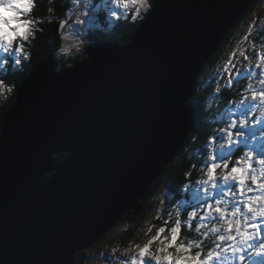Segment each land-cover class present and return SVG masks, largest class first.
Masks as SVG:
<instances>
[{
    "label": "water",
    "instance_id": "1",
    "mask_svg": "<svg viewBox=\"0 0 264 264\" xmlns=\"http://www.w3.org/2000/svg\"><path fill=\"white\" fill-rule=\"evenodd\" d=\"M251 1L157 0L127 43L97 35L59 75L38 60L2 119L0 264H71L139 212L194 125V75Z\"/></svg>",
    "mask_w": 264,
    "mask_h": 264
},
{
    "label": "clouds",
    "instance_id": "2",
    "mask_svg": "<svg viewBox=\"0 0 264 264\" xmlns=\"http://www.w3.org/2000/svg\"><path fill=\"white\" fill-rule=\"evenodd\" d=\"M156 4L157 0H106V2L105 0H0V104L7 102L10 97L16 94L18 84L14 79L15 74L25 71V66L31 63L35 47L34 42L38 40V35L45 31L42 25H56L58 43H56L55 50L51 55L53 58L51 68L54 73L59 75L92 59V48L96 43L94 37L98 35L105 42H113L111 38L124 25L137 22L143 23L155 11ZM41 5L43 6V15L37 14L41 11ZM96 51H100L98 45ZM63 61H68L66 68ZM249 63H255L257 67H260L262 69L261 75L264 76V58L249 61ZM253 76H255V72H253ZM194 81L196 83V74L194 75ZM262 81L264 79H261L259 83L261 84ZM195 83L192 85L191 92L199 91L194 87ZM246 87L251 89L252 84L248 83ZM219 91V87L213 89V93L218 94ZM245 100L254 101L252 94H245L240 102L243 103ZM197 102L189 101L187 98L185 100L186 104H196ZM220 102L217 95L207 94L202 102L203 111L208 112ZM261 105H264V102H261ZM258 110L264 114V106H261ZM241 121L245 122L243 119ZM212 131L215 132L216 129L213 128ZM3 139L4 137L0 138V142H3ZM196 144L197 137L193 136L189 141V145L196 146ZM190 146L188 149L190 159L194 161L192 168L200 173L197 185L201 187L206 185L204 192L211 197L213 190L218 187V176L219 182L223 184L229 183L232 177L226 176L223 171L219 174L214 173L212 165L216 162L211 152H208L207 155L199 153L194 155ZM247 151L253 150L248 149ZM49 155L51 157V153ZM259 169L253 172L252 177L242 173L236 174L241 183L244 184L245 196L252 188L244 181L253 177L259 179L261 175ZM184 175H191V171L185 172ZM188 186L184 185L183 187L187 188ZM257 189L259 194L246 196L244 199L245 207L243 211H241L239 204H235L230 211L228 210L231 202L225 200V196L232 192V189L224 190V194L215 199V204H223L222 209L227 211L229 217L235 215V219L224 220V211H222L220 221L214 223L209 229L213 234L220 233L223 229L224 233L228 234H220L216 238L222 237L227 240L230 238L229 224L235 225L236 235L240 237L238 243L252 249L248 253L247 264H251L253 258L264 255V241L249 243L254 237L258 240V234L239 231L241 216L245 222L248 220L255 222V217L264 216V185L258 186ZM166 192V186L162 185L159 196L160 208L168 212L170 219H175V224L170 230V239L169 236L159 239L160 231H158L156 236L147 239L146 242L142 241L124 249L113 248L112 253L120 252V257L116 258L118 264H147L148 261L151 264H209L207 259H200V254L203 251L200 243L186 236L179 243L173 239V236L177 234V230L181 228L180 217L186 213L190 221L192 214L194 212L197 214L199 208L193 211L182 208L179 203L168 206L165 199ZM237 193L239 194L238 188L236 193H233L234 198ZM249 202H251L250 207L247 206ZM205 215L210 216L211 213H205ZM150 231L151 228L148 229V232ZM195 231L200 232V227H197ZM204 235L207 236V232ZM145 236H147V233H145ZM157 240L158 243H155ZM154 243V250H150V247L147 246ZM146 247L147 251L142 254V249ZM194 249L195 252H193ZM212 251L214 250L208 251L205 257L210 256ZM240 251L241 248L236 246L231 249L233 256H236ZM225 252H227V249H225ZM238 259L245 261V256L240 255ZM225 260H227V257H225ZM221 264H224V262L222 261Z\"/></svg>",
    "mask_w": 264,
    "mask_h": 264
},
{
    "label": "rangeland",
    "instance_id": "3",
    "mask_svg": "<svg viewBox=\"0 0 264 264\" xmlns=\"http://www.w3.org/2000/svg\"><path fill=\"white\" fill-rule=\"evenodd\" d=\"M252 2H250L249 4H251ZM242 19L243 20L239 21L232 30L229 42L222 47L221 52L218 56L217 63L215 65L206 67V69L202 72L200 78V90H207L209 88L210 90L208 94L217 95L221 101L219 104L214 105V107L210 109L212 111L217 110V114L214 116V118L211 119L210 111H208V118H205L210 127L213 126V123L215 124L214 126H218L215 131L218 138L213 135L210 139L207 140L205 145H201L203 146V150L201 149L200 152L199 150L192 151V153L194 155L197 153L207 155L208 152H211L213 155H216L217 159H221L223 157L218 151L216 152V150L223 147V154L227 156L230 162L229 168L224 169L221 167L217 169V174H219L221 171H223L224 173L226 171H230L232 164L235 163L237 158L243 156L245 151H247L249 148L258 155L264 154V114L260 113L258 110L261 106L264 105H261V101L258 96L255 101H244L249 105V110L245 111L239 107V104L241 103L240 101L245 94L264 91V85L259 83L261 79H264V76L261 75L262 69L260 67H257L255 63H249V61H255L264 57V0L256 1L252 10H249V12ZM41 34L38 35V38H41ZM50 54L52 53L50 52ZM253 72H255V76H253ZM248 83L252 84L251 89H248L246 87ZM216 87H219L220 89L218 94L213 93V89ZM228 87L237 89L235 99L231 98L228 100L223 97L222 91L224 88ZM238 88L240 90H238ZM208 112L204 113L206 114ZM195 115L194 120L196 121ZM242 119L245 121L243 126L240 124V121ZM232 120H236L235 125H232ZM221 129H226V131L221 132ZM227 131H231L233 133L232 139L234 141L245 140L244 137L235 135L236 132H244L245 137L247 138L245 140V143H238L233 146H228ZM220 137H223V139H221ZM245 144L247 145V147H245ZM181 146L176 150L175 153L179 151ZM229 153H231V155H229ZM215 162L222 163V161L219 160ZM252 163L253 166L258 170L259 165L256 164L255 158H253ZM165 167L166 165L162 168L161 171H163ZM198 174L199 177L196 179V181L194 183H189V186L184 192L188 193L187 199H180V185H168L169 183H165L164 181L161 182L160 186L151 195V209L146 217L142 220L135 219L134 223L125 222L122 219L114 227L108 230L107 235L101 241H98L97 239L94 243L81 249L83 250V253L86 257L84 264H118L116 258L120 257V252L117 251L116 253H112L113 248L124 249L128 248L130 245L141 243L142 241L146 242L147 239L156 236L159 228L161 227L165 228V232L162 234L160 233L159 239H163L164 236H169L170 239V230L175 224V219H170L168 212L166 210H161L160 208L159 196L162 190V185L166 186L167 189V192L165 193L166 205L170 206L171 204L179 203L182 208L193 211H196V209L199 208V210L197 211V216L194 220L190 219L189 221L186 213L180 217L181 228L180 232L178 233V243L185 236L200 243L201 248H203L201 259H203L207 255V252L209 250L219 251L221 254L220 257L218 259L214 258L211 264H221L222 261L224 262V264H247L248 253L251 252L252 249H249L246 246H241L238 243L240 237L236 236L234 229L231 234L233 236H236V239L234 241L225 240L223 242L219 241L216 237L220 234L226 235L228 233H224L223 229H221L220 233L213 234L211 231H209V229H211L214 223H218L220 221L218 215L215 213V207H223V204L216 205L215 199L220 198V196L224 194V190L226 191L229 188L232 189V192H229L228 195L225 196V200L231 202L228 209L230 211L232 206L238 204V202L241 199H245L246 196H254L259 194L258 189H255V186L252 185L251 181L249 180L247 184L255 190L247 192L246 196L244 197H241L240 194L237 193L236 197L234 198L233 193H236L237 191L236 182L230 181L227 184H223L219 182L218 176V187L213 190V195L209 197L204 192V189L207 186L205 185L201 187L197 185V181L200 179V173ZM261 181L264 182V178H261ZM150 184L145 190L147 194H149ZM170 188H172L175 192L171 193ZM145 191L144 193L146 194ZM175 194H177L178 196L173 197L175 196ZM173 198H176V200H174ZM208 205H212L211 210L208 209ZM239 205L243 211V204ZM209 211L211 215L207 216L206 219L201 221L200 217L205 216V213H209ZM126 215L129 217L128 213ZM132 215L134 216L138 214L132 213ZM240 219H243V217L241 216ZM157 220H160L161 222L157 223ZM256 222L261 225L259 239L257 240V238L254 237L252 241H249V243H259L261 241H264V218L258 217ZM135 223L137 224L135 236L125 246H122L118 241L119 234L127 228H131L132 226L134 227L133 224ZM198 225L200 227V232L195 231ZM149 228H151L150 232H148ZM248 231L252 232L253 229L248 228ZM186 232L188 233V235ZM205 232H207V236L204 235ZM145 233H147V236H145ZM191 234L197 236H195L194 238L191 236ZM155 243H158V240ZM155 243L153 245H150V250H154ZM233 246L241 248V251L237 253L236 256H233L231 252ZM225 249H227V252H225ZM79 251H77L76 253H78ZM193 252H195V249L193 250ZM240 255L245 256V261H240L238 259ZM225 257H227V260H225ZM147 264H151V262L148 261ZM251 264H264V255L253 258L251 260Z\"/></svg>",
    "mask_w": 264,
    "mask_h": 264
},
{
    "label": "trees",
    "instance_id": "4",
    "mask_svg": "<svg viewBox=\"0 0 264 264\" xmlns=\"http://www.w3.org/2000/svg\"><path fill=\"white\" fill-rule=\"evenodd\" d=\"M258 0H253L251 4L247 6V8L242 12L241 16L235 21V23L228 29L225 37L222 39V41L219 43L217 46V49L214 51V53L209 57V59L202 65L201 70L198 74V77L196 79L197 85L195 88L199 89V91H193L192 96L189 101H198L196 104H189L195 107L196 109V115H195V123L193 125V128L189 131V133L186 136L185 141L183 142L181 148L179 151L174 155L173 159L171 162H169L166 167L157 175V177L152 181L149 187V194L146 196L145 201L142 203V207L137 213L138 215H132L133 212H129V217L125 214L123 217V220L125 222H131L134 223L135 219L137 220H142L143 218L146 217L148 212L151 209V195L155 190L160 186L161 182L169 183L168 185H180L181 186V193H180V199H187L188 198V193H184L187 188H184V185H188L189 183H194L196 179L199 177V172L195 169L192 168V164L194 161L190 159V153L188 151L189 149V141L193 136L197 137V144L196 146H190L191 151H196V150H203V146L205 145L209 137L211 138L213 135L218 138L216 132H213V128H217L218 126H214L215 124L213 123V126L210 127L208 124L207 120L205 118H208L209 112L204 113L203 108L201 109L202 106V100L203 98L209 93V88L206 90H200V85H201V75L202 72L206 69V67L215 65L218 61V56L221 52L222 47L229 42V38L231 35L232 30L234 27L238 24L239 21L243 20L242 18L245 17V15L251 11L255 2ZM43 6L41 5V11L38 12L37 14L43 15L42 11ZM139 22L131 25H124L120 31H118L111 39L113 41H119L120 43H126L128 42L133 34L135 33V30L138 27ZM42 27L45 28V31L41 34V38H38V40L35 43V47L33 49V59L31 63L25 66V71L23 72H18L15 74L14 79L16 80L17 84L19 85L22 78L26 76L34 67V65L38 62L39 59H42L46 54L52 53L55 50L56 43H58V39L56 37V25L51 24V25H42ZM55 42V43H54ZM63 64L65 68L67 67L68 61H63ZM238 90H240L238 88ZM223 97L226 99H235L236 94H237V89H233V87H228L224 88L222 91ZM15 100V94L10 97V99L3 103L0 104V131L2 127V119L3 115L8 109V107L13 103ZM210 111V117L211 119L214 118V116L217 114L216 111ZM205 121V122H204ZM213 127V128H212ZM216 134V135H215ZM204 152V151H203ZM66 154L62 153L60 155L55 156L57 159H61L65 157ZM191 171V175L185 176L184 173ZM171 193L175 192L172 188H170ZM151 192V193H150ZM178 195L175 194L173 197H177ZM185 196V197H184ZM176 200V198H173ZM173 200V201H174ZM132 215V216H131ZM161 222L160 220H157V223ZM134 227L132 226L131 228H127L123 230L119 234V243L122 246H125L134 236H135V231L137 224H133ZM111 229V228H110ZM109 230V229H108ZM108 230L104 231L97 239L98 241H101L105 236L107 235ZM187 233V232H186ZM188 235V233H187ZM192 237L195 238L194 234H191ZM85 255L83 253V250L79 251L78 253H75L72 256V262L71 264H84L85 262Z\"/></svg>",
    "mask_w": 264,
    "mask_h": 264
},
{
    "label": "snow or ice",
    "instance_id": "5",
    "mask_svg": "<svg viewBox=\"0 0 264 264\" xmlns=\"http://www.w3.org/2000/svg\"><path fill=\"white\" fill-rule=\"evenodd\" d=\"M262 58H264V57H262ZM261 84L264 85V81H262ZM258 96L260 98V101L261 102H264V91H261V92H253L252 93V97H253V100L254 101L256 100V98ZM239 107L242 110H245V111L249 110V105L246 102L240 103L239 104ZM244 123L245 122L240 121V124L242 126L244 125ZM235 124H236V120H232V125H235ZM220 131L221 132H225L226 129H221ZM235 135L236 136H239V137H244L245 140L247 139L245 137V133L242 132V131L241 132H236ZM232 137H233V133L231 131H227V145L228 146H233V145L238 144V143H240V144L245 143V140L234 141L232 139ZM220 138L223 139V137H220ZM245 147H247L246 144H245ZM217 151L221 154V156L223 158L217 159L216 155H214L213 158H214L215 161H218V160L219 161H222V163H214L212 165V167L214 169V173H217V169H219L221 167L224 168V169H228L229 168V163H230L229 162V159L227 158V156H225L223 154V147H221L220 149H217L216 152ZM229 155H231V153H229ZM253 158H255L256 164H258L260 166V169H259L260 170V173H261L260 178L259 179H256L255 177H253L252 179L245 180L244 183L247 184V182L250 180L251 181V184L255 186V189H257L258 186L264 185V182L261 181V178H264V154L258 155L257 153H255L253 151H245L244 155L241 156V157H239V158H237V160L235 161V163L232 164V166L230 168V171H226L225 172V175L226 176H231L232 177L231 181H235L236 182V186L239 189V194H240L241 197H244L245 196V193H244V190H243L244 184L241 183L240 178L236 174L237 173H242V174H245L248 177H252L253 172L257 171V169L253 166V163H252ZM255 189L252 188L248 192L254 191ZM238 204H243V208H244L245 207V205H244V199H241L238 202ZM247 206L250 207L251 206V202H249V204ZM211 208H212V205H208V209L211 210ZM222 211H224V216H223V219L224 220H230V219L234 220L235 219V215L231 216L232 218H229V215H228L227 211L223 210L222 207L217 206V207H215V213L218 215L219 220L221 219L220 213ZM241 211H242V209H241ZM209 213H210V211H209ZM196 216H197V214L194 212L192 214L191 219L194 220L196 218ZM258 217L259 218H264V216H257V217H255V222H253V220H248L247 222H245L244 221V218L243 219H240L239 231L240 232H245V231L249 232L248 231V228H251V229H253V231L250 232V233L260 235L261 225H259L256 222ZM206 218H207V216L205 215L203 217H200V220L202 221V220H204ZM198 227H199V225H198ZM242 228H243V230H242ZM233 229L235 230V233H236L237 232V229H236L235 225L229 224V226H228V232L230 234V238L227 239L228 241H234L236 239V236H238V235L233 236L231 234V232L233 231ZM158 231H160V233L162 234V233L165 232V228L164 227H161V228H159ZM179 232H180V229H178L177 230V234L173 236V239L176 240V241L178 240V233ZM218 240L221 241V242L225 241L222 237H219ZM147 247H150V245L147 246ZM147 247L145 249H142V254L145 251H147ZM233 247H235V246H233ZM209 251H211V250H209ZM220 255L221 254H220L219 251H212L210 256H207V257H204L203 259H201V256H202V253H201L200 254V259L201 260L207 259L209 261V264H211V262L213 261V259L214 258L218 259L220 257Z\"/></svg>",
    "mask_w": 264,
    "mask_h": 264
},
{
    "label": "bare ground",
    "instance_id": "6",
    "mask_svg": "<svg viewBox=\"0 0 264 264\" xmlns=\"http://www.w3.org/2000/svg\"><path fill=\"white\" fill-rule=\"evenodd\" d=\"M252 2V1H251ZM241 16V15H240ZM98 38H99V36H98ZM100 39V38H99ZM101 40V39H100ZM201 70V69H200ZM30 73V72H29ZM199 74V73H198ZM196 110V109H195ZM192 124H193V122H192ZM192 126V125H191ZM192 129V128H191ZM157 177V176H156ZM148 195V194H147ZM146 195V196H147ZM145 199H146V197H145ZM145 199H143L142 200V202H141V207H142V203L145 201ZM133 212L134 211V209L133 208H128V210L126 211V213L125 214H127V213H129V212ZM125 214L122 216V218L119 220V221H121L122 219H123V217L125 216ZM114 227V226H113Z\"/></svg>",
    "mask_w": 264,
    "mask_h": 264
}]
</instances>
